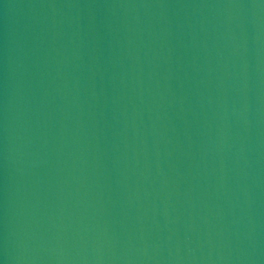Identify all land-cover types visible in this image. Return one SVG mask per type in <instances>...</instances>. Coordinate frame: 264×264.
Returning <instances> with one entry per match:
<instances>
[{
    "label": "water",
    "instance_id": "95a60500",
    "mask_svg": "<svg viewBox=\"0 0 264 264\" xmlns=\"http://www.w3.org/2000/svg\"><path fill=\"white\" fill-rule=\"evenodd\" d=\"M0 264H264V0H0Z\"/></svg>",
    "mask_w": 264,
    "mask_h": 264
}]
</instances>
